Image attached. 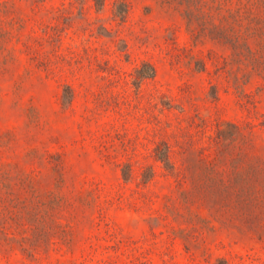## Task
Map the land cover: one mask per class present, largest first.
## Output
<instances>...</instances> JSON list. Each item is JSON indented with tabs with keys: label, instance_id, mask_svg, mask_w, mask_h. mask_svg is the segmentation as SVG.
<instances>
[{
	"label": "rangeland",
	"instance_id": "1",
	"mask_svg": "<svg viewBox=\"0 0 264 264\" xmlns=\"http://www.w3.org/2000/svg\"><path fill=\"white\" fill-rule=\"evenodd\" d=\"M204 1L0 0V264H264V0Z\"/></svg>",
	"mask_w": 264,
	"mask_h": 264
},
{
	"label": "trees",
	"instance_id": "2",
	"mask_svg": "<svg viewBox=\"0 0 264 264\" xmlns=\"http://www.w3.org/2000/svg\"><path fill=\"white\" fill-rule=\"evenodd\" d=\"M212 3L215 5V9L217 10V14L220 16V18H223L220 20V24L215 25L213 31L216 30L213 34L215 35L212 37L213 39H216L220 42H223L226 44V42H230L232 48L235 51V55L240 57L243 55L244 50H249L254 55L256 54L255 51H253L250 47H248L244 33L241 30H236L234 28L233 33L231 34V29L229 28L227 22H229L230 19H234L236 22V25L241 21L239 18L240 16H243V10L245 8V0H211ZM248 2H252V4L256 5V7L259 4V1L261 0H247ZM235 3V7L228 8L229 15L225 17V14L221 13L222 10H227V3ZM202 4H206L205 1L202 3V0H181V5L185 6V15L189 18V22L192 24L194 21H197V19L201 20L202 23H205V17L200 16L198 17V12L196 10L200 11V8ZM198 6V8H196ZM255 13V12H254ZM257 14L259 12L256 11ZM222 16V17H221ZM251 31V30H249ZM261 30L259 28L252 29V32L254 35H264L260 32ZM229 32V34H228ZM242 40V41H241Z\"/></svg>",
	"mask_w": 264,
	"mask_h": 264
}]
</instances>
